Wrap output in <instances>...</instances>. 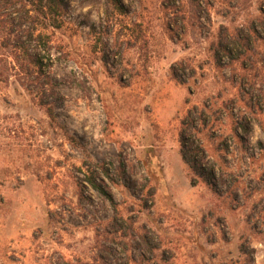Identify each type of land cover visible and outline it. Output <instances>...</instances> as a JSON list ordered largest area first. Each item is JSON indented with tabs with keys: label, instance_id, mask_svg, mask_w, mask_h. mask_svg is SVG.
I'll list each match as a JSON object with an SVG mask.
<instances>
[{
	"label": "rangeland",
	"instance_id": "1",
	"mask_svg": "<svg viewBox=\"0 0 264 264\" xmlns=\"http://www.w3.org/2000/svg\"><path fill=\"white\" fill-rule=\"evenodd\" d=\"M65 4L42 73L0 32V264H264V0Z\"/></svg>",
	"mask_w": 264,
	"mask_h": 264
},
{
	"label": "trees",
	"instance_id": "2",
	"mask_svg": "<svg viewBox=\"0 0 264 264\" xmlns=\"http://www.w3.org/2000/svg\"><path fill=\"white\" fill-rule=\"evenodd\" d=\"M38 2L39 4L34 8L36 15L31 16L27 9L25 12L19 10L21 11L20 21H17L15 17L12 18L13 13L9 12L7 16L10 20H0V23L4 22L8 27L0 25V32L6 33L8 35H6V39L18 50L15 58L18 63L21 61L20 57L25 56L29 64H32L42 73L45 65L52 67L53 44L50 35L38 28L39 17L41 14L45 16L46 22L42 25L44 29H48L50 26L57 28L60 26L57 21L64 15L66 4L65 0H38ZM2 13L0 8V17L4 16ZM47 16H50L49 21H47ZM47 80L52 81L49 78ZM190 116L191 113L189 112L181 123V154L190 168L202 176L209 185L213 186L215 185L213 180L215 172L213 168L206 171L202 167L200 159H207V155L205 150L200 146L196 147L194 140L191 139L192 136L196 137L197 127L193 121H188ZM90 181L96 189H102V185L97 183L95 179Z\"/></svg>",
	"mask_w": 264,
	"mask_h": 264
}]
</instances>
